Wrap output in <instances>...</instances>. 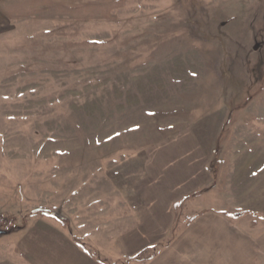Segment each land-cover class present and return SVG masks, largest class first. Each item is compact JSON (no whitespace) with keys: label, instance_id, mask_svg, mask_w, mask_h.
Wrapping results in <instances>:
<instances>
[{"label":"rangeland","instance_id":"1","mask_svg":"<svg viewBox=\"0 0 264 264\" xmlns=\"http://www.w3.org/2000/svg\"><path fill=\"white\" fill-rule=\"evenodd\" d=\"M0 216V264H264V0H0Z\"/></svg>","mask_w":264,"mask_h":264},{"label":"crops","instance_id":"2","mask_svg":"<svg viewBox=\"0 0 264 264\" xmlns=\"http://www.w3.org/2000/svg\"><path fill=\"white\" fill-rule=\"evenodd\" d=\"M193 155H195L192 151H190ZM162 153V152H161ZM163 154V153H162ZM201 154H202V152L201 153H198V154H196L195 155V157L197 158V157H201ZM208 156V154H207V150L202 154V157H204V159H206V157ZM201 157V158H202ZM193 164H195L194 163V161H191V164L190 165H192L193 166ZM162 173H164V175H163V177L165 178L167 175L165 174V173H171L170 172V170H167V169H164L163 170V172ZM172 173H174L175 175V177H176V179H177V181L178 182H176L175 184H174V186H172V187H170V185H169V187L170 188H167V191H169L171 194H175V193H179V191L180 190H183L184 188H191V185H190V187L189 186H186V185H182V183H183V181H182V178H183V176H185L186 178H188V177H190L191 178V176H189V174H192V173H200L199 172V169H194L191 173H181V172H179V171H177V170H175L174 172L172 171ZM173 189H174V192H173ZM169 194V193H168ZM169 197H171L170 195H169ZM157 259L158 258H156V259H154V260H152V262L154 261V262H156L157 263ZM151 262V263H152Z\"/></svg>","mask_w":264,"mask_h":264},{"label":"trees","instance_id":"3","mask_svg":"<svg viewBox=\"0 0 264 264\" xmlns=\"http://www.w3.org/2000/svg\"><path fill=\"white\" fill-rule=\"evenodd\" d=\"M225 213H226V216L229 219H231V220H239V219H241V218H243L245 216V213H242V212H232V211H228V212H225Z\"/></svg>","mask_w":264,"mask_h":264},{"label":"built area","instance_id":"4","mask_svg":"<svg viewBox=\"0 0 264 264\" xmlns=\"http://www.w3.org/2000/svg\"><path fill=\"white\" fill-rule=\"evenodd\" d=\"M5 224V219L0 216V227Z\"/></svg>","mask_w":264,"mask_h":264},{"label":"water","instance_id":"5","mask_svg":"<svg viewBox=\"0 0 264 264\" xmlns=\"http://www.w3.org/2000/svg\"><path fill=\"white\" fill-rule=\"evenodd\" d=\"M6 232H7V230L0 229V235L5 234Z\"/></svg>","mask_w":264,"mask_h":264}]
</instances>
